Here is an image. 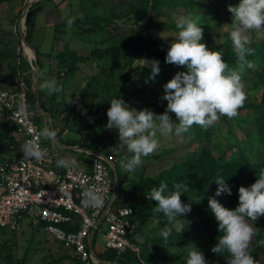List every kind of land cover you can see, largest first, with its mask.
I'll list each match as a JSON object with an SVG mask.
<instances>
[{
	"label": "rangeland",
	"instance_id": "1",
	"mask_svg": "<svg viewBox=\"0 0 264 264\" xmlns=\"http://www.w3.org/2000/svg\"><path fill=\"white\" fill-rule=\"evenodd\" d=\"M29 1L33 2L32 6L37 4V7H35L36 28L31 44L40 55L39 58L37 56V59L36 57L27 55L25 51L26 45L23 42V37H26L27 32V16L24 14V11ZM171 1L178 3L176 7L169 8L163 6L159 12H152L150 17H153L157 22L171 25L180 16H192L201 25L203 37L209 38L207 45L209 50L219 51L223 57L230 56L235 52L228 38L229 29L225 25L233 23L232 14L228 11L229 6H237L240 0H227L225 4L219 3L216 0H197L196 8L193 10L187 7V4H185L186 0ZM122 2H125L122 10L127 11L128 3H126V0H7L0 3V76L10 74L13 75L15 80L18 75H24L27 79L28 69L22 63L27 60L31 69L34 67V70L30 72V79L33 81L31 85L33 91L37 63L39 67H44L43 64L45 63L52 65L51 63L56 62V57L58 58L60 54L69 51H76L79 55L81 54L85 57L90 55L93 49L98 46L94 42L95 40L97 42L98 34H93L91 31L94 27H97L98 23L92 22V19L95 17H111L119 14ZM71 18H74V20L72 25L69 26L67 21ZM20 25L21 29L19 28ZM100 25L105 27L103 23ZM144 25L143 22L142 26ZM115 26L119 28L117 32L120 38L126 39L130 36V29H133V22L125 19L118 20L109 26L106 31L115 29ZM106 31H103V33ZM177 31L176 29H170L168 32L153 30L152 38L157 41L156 45H151L149 49L155 52V55L166 54L170 43L175 42L177 38ZM99 35H101V31ZM244 35L247 36L249 44L264 41V31H247ZM170 37H174L173 39L175 40L169 41L168 38ZM108 45L109 42L102 46L107 47ZM119 57L123 59L120 70H118L121 78L123 75H129L130 78L135 79L141 73L144 75L143 81L139 82V80H136V85L130 89L131 92L128 94L129 102L126 104L136 110H143L144 107L150 108L155 105L165 111L167 101L161 99L164 94L163 85L170 81L177 72L186 71V69L167 64L162 57L153 56L149 53L141 58H133L125 50L122 56L120 54ZM153 60L159 61L161 71L155 80H149L151 62ZM79 67V72L81 73H79V78L76 79L77 82L71 84L72 86L63 87L64 90L59 95H51L50 90H45L46 96L54 104L52 106V112L54 111L55 114L53 116V119H55L54 127L60 131V135H64L66 139L71 140H78L83 134L81 130L86 131V129L91 128L90 120H85V114H83L85 108H75L74 106H77L79 100L78 94L85 89L91 76L99 71L97 63L93 61L80 63ZM57 71H55L56 74ZM111 74V78L108 80L112 82L117 78V74L115 72ZM241 76L245 85L246 100L243 106L238 109L237 115L238 119L243 120V118H248L251 113L250 105L260 101L264 95V64L261 62L254 63L253 70L243 71ZM106 80L104 81L106 82ZM120 84H122L121 79L117 81L115 86L117 91L122 90ZM69 97L72 101L70 103ZM46 105L48 106V103ZM35 109L41 115L42 112L39 110L36 101ZM33 112L36 114L35 110ZM99 116L100 114L97 117ZM172 116L175 118V114H172ZM91 119L94 118L92 117ZM7 121L6 114L0 112V138L3 132L6 133L7 129L10 134L14 133L12 125H8ZM46 122H48L47 119L44 115H41L39 122L40 129L45 126ZM220 122L219 117L211 126H208L209 131L212 135L215 134L225 138L228 135L226 133L228 126L234 125L235 121L229 122V124L224 121ZM236 122L238 124L233 129V136L235 137H232L233 140L242 142L250 136L252 141L245 143L247 144L245 155L255 161L258 166L257 169H261L260 172L264 171V162L257 157L264 156V148L260 143L257 133L253 130V124L244 121ZM95 128H98V126H95ZM192 128L189 132L192 131ZM62 129H66V131L61 132ZM102 131V135L100 133L98 135L99 138H97L98 142L96 144L101 152L104 154L110 153L111 155L127 153L126 148L120 144L118 133L115 129L108 130L104 127ZM188 133L180 137L175 135L161 137L158 134L159 146L157 150L150 154L147 159L142 158L141 165L132 173H126L124 169L122 170L118 166L119 174L122 177L124 176L125 183L123 191L121 193L118 192L112 209L116 210L121 203L123 205L133 204L138 209H151L154 212L153 215H148L147 219L142 222L143 232L141 230L142 240H140V243L142 253H144V257H147L145 264H185L187 253L191 250L192 246L202 251L210 264H219V260L213 257L206 247L207 235L199 228L190 230V237L176 242L172 239V235L176 231L173 228L172 235L165 242L159 233L168 224L166 217L154 211L155 202L149 201L146 197L147 192H149L147 188L138 189L131 184V182L141 183L152 177H158L162 171L170 169L173 164L183 163L187 158H196L197 148L200 143L195 142L190 145L189 141L192 137ZM230 139L219 141L222 144L221 148L224 149L222 151L226 150V157H229V159L232 157V152L235 151L234 146L231 148L233 140ZM224 142L227 144H224ZM2 144L1 147H5V143ZM213 147L216 146H212L211 148ZM64 154V157H70V153L64 152ZM73 155L78 158V162H80V158L85 156L82 154H77L78 156L76 154ZM81 155L83 157H80ZM215 155L220 157L221 153L217 151ZM4 160L5 157L0 155V162ZM82 166L80 165V167ZM122 171H124V175H122ZM256 178L252 179L250 185L255 182ZM122 193L126 196L125 201H121ZM111 198L113 199V195ZM194 221L197 222L198 220H186V223L181 227V231ZM21 223L22 227L20 230L0 229V240L6 242L8 247H11L12 257H15L13 264H22L23 260H25V264H75L69 260V257H73L70 251L65 250L60 245V242L47 233L42 226H35L26 218ZM105 230H107V223L103 221L94 242L96 251L104 247ZM64 259L65 261L61 262ZM2 264L6 263L2 262ZM135 264L138 263L136 262Z\"/></svg>",
	"mask_w": 264,
	"mask_h": 264
},
{
	"label": "clouds",
	"instance_id": "2",
	"mask_svg": "<svg viewBox=\"0 0 264 264\" xmlns=\"http://www.w3.org/2000/svg\"><path fill=\"white\" fill-rule=\"evenodd\" d=\"M228 11L232 14L233 23L225 26L229 29L228 38L235 51L239 70L228 68L219 51L209 50L203 42V29L197 19L192 16H180L175 21L177 38L175 42L170 43L165 63L182 66L186 71L177 72L163 85L164 94L161 99L167 101L165 111L156 114L149 109L136 110L128 106L122 98H113L109 102L105 127L108 130H116L120 144L130 154L121 161V167L126 173L134 172L141 165L142 157H147L157 150L158 134L161 137H180L188 133L193 125L207 127L221 116L233 118L243 106L246 93L241 71L245 65L252 66L246 57L254 51L249 47V40L244 33L252 30L264 31V0H240L237 6H229ZM73 20L74 18H71L67 21L69 26ZM160 71L159 61L153 60L149 80H155ZM42 87L54 93L62 91V86L55 78L46 79ZM70 102L72 101L69 97ZM83 114H86V110ZM172 114H175V119ZM27 132L30 134L33 129L29 127ZM37 135L44 138V141L46 139L52 144L57 143V129L50 122H46ZM53 147L61 151L57 145ZM81 150L100 152L81 147L78 152L83 153ZM20 152L23 153L22 160L28 162H39L48 158V149L42 148L35 139L25 140ZM86 161L83 160L82 164ZM55 163L58 168L66 169L69 175L77 167L75 158L60 157L59 154ZM214 183L217 188L214 196L208 197V205L222 235L217 237L211 252L220 254L227 251L230 254L229 264H255L254 257L249 253V245L254 235L253 223L264 216V171L257 173L255 182L250 186L239 187L235 209L224 207L217 199L224 194L232 195L226 180L217 175ZM173 188L174 190H170L167 183L161 182L146 194L149 201L155 202L154 211L162 213L167 219V226L159 233L165 242L172 235L173 228L177 232L181 231L182 225L186 223V214L191 212V204L181 201L182 194L188 191L187 185L178 183ZM113 198L115 199L114 196ZM103 202L101 190L95 186L82 188L81 205L85 209H96ZM185 264L210 262L202 251L192 246L187 253Z\"/></svg>",
	"mask_w": 264,
	"mask_h": 264
},
{
	"label": "trees",
	"instance_id": "3",
	"mask_svg": "<svg viewBox=\"0 0 264 264\" xmlns=\"http://www.w3.org/2000/svg\"><path fill=\"white\" fill-rule=\"evenodd\" d=\"M7 0H0V3H3ZM219 3L225 4L227 0H216ZM85 2V1H83ZM197 0H186L187 7L191 10L196 8ZM39 3V2H38ZM125 2L121 4V10L119 14H115L111 17H95L92 19V22H96L97 27H94L92 33L98 34V40L94 41L97 47L93 49L90 55L82 56L79 55L76 51H69L66 53H62L56 57L58 60V71L57 76L59 79H64L65 82H68L70 79L75 78L80 71L79 64L83 62L93 61L96 62L99 71L91 76L88 81L85 89L79 93V100L77 102V106L75 108H85L86 114L84 115L85 120H90L91 128L86 129V131L81 130L83 133L78 140L64 139L60 138V132L57 135V138L62 144L67 146H80L81 148H87L89 150H100L97 144V138H99V133L102 135V128L107 124V110L110 107L109 102L113 98H122L125 103L129 102L128 94L131 92L130 89L134 87L136 84V80L139 82L143 81L144 75L143 73L139 74L135 79L130 78L129 75H123L122 78L118 73L120 70L121 64L123 63V59L119 57V55L123 51L127 50L133 58H141L145 54L149 53L153 56H159L165 59L166 54L163 55H155V52H152L149 48L151 45H156L157 40H153L152 32L153 30H157L158 32H168L170 29H176L175 22L171 25L168 23L157 22L153 17H150L152 12H159L163 6L174 8L178 4L176 1L171 0H126L128 3L127 11L122 10V6ZM37 4L30 7L27 19H26V41L31 45L33 40V35L36 28V10ZM122 11V12H121ZM128 20L133 22V29H130V36L126 39H121L119 33L117 32L119 29L118 26H115V29L111 31L107 30V28L118 20ZM144 22V26H142ZM103 23L105 27H102L100 24ZM177 30V29H176ZM101 31V35L100 34ZM103 31H106L103 33ZM253 31V30H252ZM250 31V32H252ZM114 32V33H113ZM111 37H109L110 35ZM108 36V37H107ZM96 38V36H95ZM174 38V37H173ZM172 37L168 38L169 41H174ZM109 42L110 47L102 46L106 45ZM203 42L208 45L209 38L203 37ZM254 51L251 55L247 56L246 59L251 62L252 66L248 67L244 66L243 71H252L253 64L261 62L264 64V41L254 42L249 44ZM149 49V50H148ZM37 55L39 58V53L37 51ZM33 57V56H31ZM223 57V56H222ZM224 61L226 62L228 68L239 70L237 65L235 52L230 56H224ZM39 62V61H38ZM23 66H26L28 69L27 75V84L29 85V104L31 106V110H35L36 114H34V120L39 124L41 119V115L35 109V98L34 93L32 91V79L31 71L34 70L28 64V61L25 60L22 62ZM173 65V64H170ZM177 68L176 65H173ZM41 67V66H40ZM24 69V68H23ZM114 70V71H113ZM63 72V73H62ZM115 72L117 74V78L114 81H109L111 78V73ZM63 74V75H62ZM107 79V80H106ZM121 79L122 87L121 91H117L115 86L117 81ZM123 79V80H122ZM106 80V82L104 81ZM116 82V84H114ZM15 85V80L13 75H4L0 76V88L3 87H13ZM102 99L100 100V98ZM40 100H42V95H40ZM52 101V106H53ZM143 109H149L156 114H162L164 110L158 106H151L150 108L144 107ZM251 113L248 118H243V120L238 119V115L233 118H228L227 116H221L220 121H224L225 123L235 121V124L231 127L228 126L227 134L225 138L221 136H217L215 134H211L209 131V127H201L199 125H193L192 131L189 132L192 139H190L189 144L200 143L197 148V157L196 158H187L186 161L180 164H173L170 169L162 171L158 177H152L147 179L141 183L131 182L132 186L143 189V187L147 188L149 191L153 186H158L161 182H165L168 184L170 190H174L173 186L175 184H184L187 185L188 191L182 194L181 201L184 203L191 204V212L186 214V220H198L197 222L191 223L189 226L187 225L185 229L182 231L176 232L172 235V239L174 242L178 240H182L190 237V230H194L199 228L202 230L205 235H207V245L206 247L209 250V253L219 260V264H229L230 254L227 251L215 254L211 252V248L217 242V237L222 233L218 231V222L215 220L214 215L210 211L208 205V197L214 196L217 185L214 183V178L219 175L222 176L226 183L230 185L232 190V195L224 194L217 199L220 203L228 208L235 209L238 204V189L241 186L248 187L252 179L257 177V173L260 172L261 169H257V165L252 158L247 157L246 153V145L245 143L251 142L252 139L249 136L245 141L238 142L237 140H233V132L234 127L237 126L238 122L236 121H244L247 123L253 124V130L257 133L260 143L264 148V95L260 101L250 105ZM49 111L54 114V111L49 108ZM100 114L99 117H97ZM7 116V115H6ZM94 119H91V118ZM173 119H175L172 116ZM8 125H13L12 121L8 119ZM220 122V123H221ZM175 123V122H174ZM98 126V128H95ZM9 127V126H8ZM66 129H62L61 132H65ZM6 136V137H5ZM10 132L6 131V133H2V137L0 138V145L2 143L8 142L11 139ZM68 138V137H67ZM229 138L233 140V144H231V148L234 146V152H232V157H226V150L221 148V143L219 141H226ZM235 138V137H234ZM6 139V140H5ZM49 144H52L49 141ZM224 144H227L224 142ZM212 146H216L211 148ZM219 151L221 153L220 157L215 155V152ZM101 152V150H100ZM103 153V152H102ZM107 157H111L113 161H115L117 166V176L119 178V193L123 191V186L125 183L124 176L122 177L119 174V167H121V161L130 156L129 153H117L118 155H111L110 153H105ZM147 157H142L143 159H147ZM264 162V156H257ZM122 168V167H121ZM123 170V168H122ZM124 171H122V175H124ZM124 194V193H123ZM131 205V204H129ZM135 209L136 219L141 223L147 219L148 215H153L154 212L151 209L141 210L138 209L135 205H131ZM162 214V213H161ZM162 216H164L162 214ZM165 217V216H164ZM167 222V221H166ZM42 226V225H39ZM254 235L250 241L249 245V253L254 257L255 264H264V216L259 217L253 223ZM97 235V233H96ZM95 235V238H96ZM94 238V242H95ZM56 240V239H55ZM0 240V264H13L15 257H12L11 247H8L6 242H2ZM57 241V240H56ZM93 242V244H94ZM60 245L67 251H70L72 258L69 257V260L74 262L75 264H83L81 260L78 259L77 256L73 255L71 250L64 247L62 243ZM2 253V255H1ZM99 258L108 262H118L119 264H138L146 263L147 257H144V253H141L142 260H137L130 253L124 255L123 258L118 259L116 251H106L103 253H99ZM67 259V257H65ZM62 260L61 262L65 261ZM18 262V261H17ZM25 264V260L21 262ZM149 264V263H148Z\"/></svg>",
	"mask_w": 264,
	"mask_h": 264
},
{
	"label": "built area",
	"instance_id": "4",
	"mask_svg": "<svg viewBox=\"0 0 264 264\" xmlns=\"http://www.w3.org/2000/svg\"><path fill=\"white\" fill-rule=\"evenodd\" d=\"M15 82L13 87L0 88V112L12 121L22 144L27 139H35L42 148L48 149V158L28 162L22 160L23 153H20L0 162V229L20 230L21 221L26 218L35 226L42 225L83 264H119L98 257L106 251H116L118 259L130 253L143 262L141 223L136 219L135 209L121 203L116 210L112 209L116 201L111 198L115 173L109 163L99 153L81 150L89 155L81 168L77 160L71 175L66 169L58 168L55 161L57 154L63 157L62 152L46 145L37 135L40 125L34 120L29 104L30 88L25 76L18 75ZM29 127L33 129L30 134ZM88 186H95L103 194L104 202L96 209L81 205L82 188ZM125 199L122 193L121 201ZM103 221L107 223L104 247L96 251L93 242ZM90 243L97 256L91 251Z\"/></svg>",
	"mask_w": 264,
	"mask_h": 264
},
{
	"label": "crops",
	"instance_id": "5",
	"mask_svg": "<svg viewBox=\"0 0 264 264\" xmlns=\"http://www.w3.org/2000/svg\"><path fill=\"white\" fill-rule=\"evenodd\" d=\"M51 64L52 65H48L47 63H45V64H43L44 67L42 66L40 68V95H42V100H40V102H41V104L43 103V105H41L42 108H43V113H41V115H44V117L47 119V121L50 122L51 125L54 126L55 125L54 124L55 119H53V115L49 111V108L51 110L53 108L52 107V101H51V99L48 96H46L47 94H46L45 90H48V89L42 87V85H43V83H44V81L46 79L55 78L57 80L58 84L62 86V90H64L65 87L72 86L71 84L77 82L76 79L79 78V73L72 80H69L68 82H65L64 79H59L58 76H57V74L55 73V71L58 70V60L56 59V62L51 63ZM63 84H65V85H63ZM59 94L60 93H54V92L51 91V95H59ZM47 103H48V106L46 105ZM12 127L14 129V133L11 134V136H10L11 139L8 142H5V147L2 148L1 146L3 144L0 145V155L4 156L5 159H7L10 156H13L15 154L22 153V152H20V148H21V145H22V137L20 135H18V133L16 131V128L14 126H12ZM59 132L60 131L57 129V133H59ZM60 138H62V140L65 139L64 135L63 136L60 135ZM57 140L59 141L58 138H57ZM45 141H46V145H49V146L57 145L58 147L60 146L59 148L61 149V152H62V156L63 157H64V155H66V154H64V152L70 153V157H68V158L69 159L75 158V160H77L78 158H76V156H74L73 154H76V155L77 154L78 155H80V154L85 155L84 157L82 155L80 156V157H83V158H80V162L78 163L79 164V167H80V165H83L81 161L87 160L88 154L87 153H79L78 152V150L80 148L79 146H67L65 144H62L60 141H59V145L57 143L56 144H49V141L48 140L45 139ZM11 145L14 146V149H12V150L10 149Z\"/></svg>",
	"mask_w": 264,
	"mask_h": 264
},
{
	"label": "water",
	"instance_id": "6",
	"mask_svg": "<svg viewBox=\"0 0 264 264\" xmlns=\"http://www.w3.org/2000/svg\"><path fill=\"white\" fill-rule=\"evenodd\" d=\"M32 1H29L25 11H24V14L27 16L28 14V11L30 9V7L32 6ZM23 42L25 43V45L29 48H31V50L34 52L35 54V57L37 59V51L26 41V38L23 37ZM34 96H35V101L37 102V106L39 108V110L43 113V110L41 108V104H40V67L37 63L36 65V70H35V79H34ZM57 144L59 145V141L57 140ZM60 147V146H59ZM93 152H97V151H93ZM97 153H100V152H97ZM104 158L105 160L109 163L110 167L112 168L113 172L115 173V183H114V192H113V196L116 198L117 196V193L119 191V178L117 176V167L115 165V163L110 160L109 158H107L103 153H100ZM113 200H115L113 198ZM90 249L91 251L94 253L95 251L93 250V247H92V244L90 243ZM95 256H97L95 253H94Z\"/></svg>",
	"mask_w": 264,
	"mask_h": 264
},
{
	"label": "bare ground",
	"instance_id": "7",
	"mask_svg": "<svg viewBox=\"0 0 264 264\" xmlns=\"http://www.w3.org/2000/svg\"><path fill=\"white\" fill-rule=\"evenodd\" d=\"M25 51H26V53H27V55L28 56H30L31 57V54H32V56L35 58V54H34V52L31 50V48H29V47H25Z\"/></svg>",
	"mask_w": 264,
	"mask_h": 264
}]
</instances>
